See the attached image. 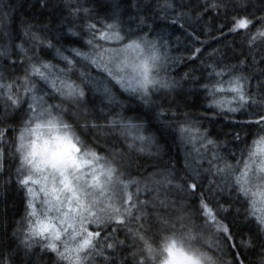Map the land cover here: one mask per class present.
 I'll use <instances>...</instances> for the list:
<instances>
[{"label": "snow or ice", "instance_id": "1", "mask_svg": "<svg viewBox=\"0 0 264 264\" xmlns=\"http://www.w3.org/2000/svg\"><path fill=\"white\" fill-rule=\"evenodd\" d=\"M0 204V264H264V0H0Z\"/></svg>", "mask_w": 264, "mask_h": 264}, {"label": "trees", "instance_id": "2", "mask_svg": "<svg viewBox=\"0 0 264 264\" xmlns=\"http://www.w3.org/2000/svg\"><path fill=\"white\" fill-rule=\"evenodd\" d=\"M201 39H206V37H203L202 36ZM220 43H223V42H220ZM209 44H210L211 47H217L218 46L217 42H215V41H213L211 39H209ZM180 47H181V50H182L183 49V41H182ZM184 70H185L184 66L183 65H180V66H178L175 69V72L176 73H182ZM173 155H176V149H175V147L173 148ZM2 209H3V205L0 204V210H2ZM11 218H12V209H11V201H10V203H9V219H11Z\"/></svg>", "mask_w": 264, "mask_h": 264}]
</instances>
